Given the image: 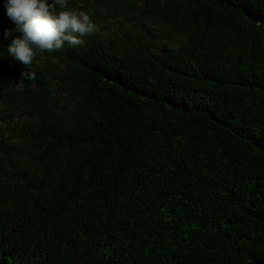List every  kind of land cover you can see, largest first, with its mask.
Listing matches in <instances>:
<instances>
[{
    "label": "trees",
    "instance_id": "1",
    "mask_svg": "<svg viewBox=\"0 0 264 264\" xmlns=\"http://www.w3.org/2000/svg\"><path fill=\"white\" fill-rule=\"evenodd\" d=\"M5 4L0 264L264 261V0H70L23 90Z\"/></svg>",
    "mask_w": 264,
    "mask_h": 264
},
{
    "label": "clouds",
    "instance_id": "2",
    "mask_svg": "<svg viewBox=\"0 0 264 264\" xmlns=\"http://www.w3.org/2000/svg\"><path fill=\"white\" fill-rule=\"evenodd\" d=\"M70 0H6L8 17L16 24L22 36L12 39L8 55L25 66L22 79L17 83L23 90L24 81L34 80L36 73L27 70L37 53L84 46V36L92 34L96 26L85 11L71 10ZM5 33V38L11 36Z\"/></svg>",
    "mask_w": 264,
    "mask_h": 264
},
{
    "label": "water",
    "instance_id": "3",
    "mask_svg": "<svg viewBox=\"0 0 264 264\" xmlns=\"http://www.w3.org/2000/svg\"><path fill=\"white\" fill-rule=\"evenodd\" d=\"M246 264H264V261H262V260H253V261H250V262H248Z\"/></svg>",
    "mask_w": 264,
    "mask_h": 264
}]
</instances>
